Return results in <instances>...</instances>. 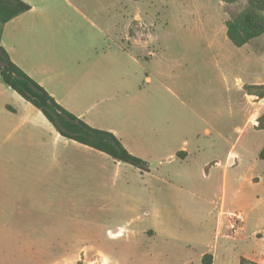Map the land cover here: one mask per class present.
I'll return each instance as SVG.
<instances>
[{
    "label": "rangeland",
    "instance_id": "obj_1",
    "mask_svg": "<svg viewBox=\"0 0 264 264\" xmlns=\"http://www.w3.org/2000/svg\"><path fill=\"white\" fill-rule=\"evenodd\" d=\"M33 1L59 9L73 54H82L74 28L100 46L87 55L106 52L111 93L85 116L110 111L93 121L114 126L148 171L55 140L34 115L12 130L21 116L11 108H23L0 80V152L13 155L0 160V264H197L223 245L240 255L239 240L264 228L250 210L264 197V131L249 124L264 115L262 89L251 87L264 84V34L240 48L226 37L248 0ZM230 149L237 158L224 173ZM213 160L221 167L207 168ZM221 209L243 218L224 217L243 227L239 239L217 237Z\"/></svg>",
    "mask_w": 264,
    "mask_h": 264
},
{
    "label": "crops",
    "instance_id": "obj_2",
    "mask_svg": "<svg viewBox=\"0 0 264 264\" xmlns=\"http://www.w3.org/2000/svg\"><path fill=\"white\" fill-rule=\"evenodd\" d=\"M22 1L30 6V10L7 22L3 27L0 39L1 46L8 53L12 62L43 87L65 110L68 112L72 111V113L70 112L71 114L93 128L95 127L96 129L98 128L111 132L122 143V139L118 136V132L114 126L97 125L100 119H106L107 116L110 115V111L108 112L107 109L101 110L97 112L94 117H90L91 119H87L85 116L88 110L85 109V107L89 102H93L96 98H106L105 96L111 93L110 88L112 84L110 82L114 72L111 66L112 62L106 57V52H104V58H100L99 60H95L93 56L87 55L91 53V51H97L100 46L90 41L91 35L87 30L74 28L70 29V31H72L74 38L76 36L80 39L78 43L76 41L74 42V47L82 54H77V52L73 54V49L68 44L69 40L71 41V35L69 37L70 39H68V31L62 24L57 23V16L61 14L59 9L53 8L48 10V8L43 7L42 3L38 1ZM74 10L78 12V16L85 17L79 10ZM90 27L103 36V30L99 29L96 24L92 23ZM84 55L86 57H84ZM133 60L137 63L136 59ZM115 74L119 75L120 69H117ZM122 78L123 77L120 75L118 81ZM237 84L240 85V82L237 81ZM116 90L120 89L117 87ZM11 91L13 93V99L17 101L20 108H23L22 110L14 107L11 108V114L16 115L19 113L21 116L20 124L12 127V130H16L17 127H21L24 124L31 123L30 116L34 115L36 117L34 122H41V124L46 125L49 129H53L55 140L64 139L65 141L74 142L61 137L39 110L22 99L12 89ZM125 95H127V93H125ZM248 97L249 99L254 98L251 94H249ZM257 103L258 102L255 101L252 102L255 106ZM259 103H264V99L262 98ZM34 109H36V112H34ZM93 118H95L97 122L93 121ZM249 121V124L254 128L257 126L256 112L250 114ZM8 126L7 123L3 124L4 128ZM122 145L126 147L123 143ZM11 151L12 150H9L5 155L0 152V160L1 158H12L13 155ZM52 157L53 161L50 166L54 167L57 157ZM236 158L237 155L230 149L226 154L224 173H226V168L233 164L229 163L227 165V163ZM118 163L119 162H117V164ZM211 164L214 165V167H221L220 161L213 160L209 163L207 168L211 166ZM221 207H223L222 203ZM256 208L259 210V216H257L258 220L264 223V197L251 206L250 210L257 211ZM236 215L238 214L234 213L232 210H220L216 229L217 237L223 240L239 239L237 237L243 232V227L234 224L230 220L224 222V217L232 216L235 218ZM261 231L262 232L257 231V233L254 232L252 235H249V238L239 240V244L242 243L245 245L244 251L240 252V255H236L234 250L223 245L221 248L213 247L211 251L209 250L208 252L199 254L196 258V262L197 264H204L202 259L205 255H208L210 259L207 258V261H209L210 264H240V258H244L254 264H262L264 261V228ZM250 238H252L253 241Z\"/></svg>",
    "mask_w": 264,
    "mask_h": 264
},
{
    "label": "trees",
    "instance_id": "obj_3",
    "mask_svg": "<svg viewBox=\"0 0 264 264\" xmlns=\"http://www.w3.org/2000/svg\"><path fill=\"white\" fill-rule=\"evenodd\" d=\"M222 1L234 3L236 0ZM248 4L251 8H259L263 13H257L250 8L237 18L226 22V37L237 48L243 47L264 34V0H248ZM28 10H30V6L22 0H0V39L4 25ZM0 78L7 87L39 110L61 137L104 153L117 162L148 171L147 163L132 155L112 133L89 126L61 107L43 87L12 62L1 44ZM251 87L252 89H262L255 95L260 99L264 98V85ZM255 128L264 130V115L257 118ZM258 159L264 162V145L258 153ZM207 258L210 259V256L203 257L204 264H210ZM240 264L254 263L240 258Z\"/></svg>",
    "mask_w": 264,
    "mask_h": 264
},
{
    "label": "built area",
    "instance_id": "obj_4",
    "mask_svg": "<svg viewBox=\"0 0 264 264\" xmlns=\"http://www.w3.org/2000/svg\"><path fill=\"white\" fill-rule=\"evenodd\" d=\"M235 219H236L237 221H239V222H242V219H243V218L241 217V215L238 214V215L235 216Z\"/></svg>",
    "mask_w": 264,
    "mask_h": 264
}]
</instances>
